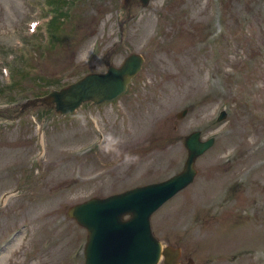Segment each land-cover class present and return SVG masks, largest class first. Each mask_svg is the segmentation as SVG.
Returning a JSON list of instances; mask_svg holds the SVG:
<instances>
[{"label": "rangeland", "instance_id": "rangeland-1", "mask_svg": "<svg viewBox=\"0 0 264 264\" xmlns=\"http://www.w3.org/2000/svg\"><path fill=\"white\" fill-rule=\"evenodd\" d=\"M48 2L0 0V264H84L86 231L67 208L180 172L193 131L214 145L152 233L181 264H264V0ZM132 53L144 63L114 101L66 117L4 103Z\"/></svg>", "mask_w": 264, "mask_h": 264}, {"label": "water", "instance_id": "water-1", "mask_svg": "<svg viewBox=\"0 0 264 264\" xmlns=\"http://www.w3.org/2000/svg\"><path fill=\"white\" fill-rule=\"evenodd\" d=\"M144 7L149 0H139ZM103 74H88L76 83L43 98L26 102L46 104L55 112L71 113L83 102L95 104L116 98L126 90L130 80L139 72L143 59L130 54L119 68L108 63ZM185 111L181 113L183 116ZM194 132L184 139L187 160L180 174L155 184L136 187L107 198H92L68 210V216L87 230L85 264H157L164 257L165 264H177L179 250L162 248L152 236L149 217L163 203L189 185L195 176V159L213 143L199 140ZM129 215L128 220L123 216Z\"/></svg>", "mask_w": 264, "mask_h": 264}, {"label": "trees", "instance_id": "trees-1", "mask_svg": "<svg viewBox=\"0 0 264 264\" xmlns=\"http://www.w3.org/2000/svg\"><path fill=\"white\" fill-rule=\"evenodd\" d=\"M26 78H28V76ZM31 81H32V79H31ZM35 82L37 83V85L39 84L41 86H38V89H36V90L33 88L31 89L30 95H32L34 97L35 96H41L42 94L46 93L45 89L48 88L49 86H60L61 85L56 80L44 81L43 79H37V80H35ZM19 87H20V85L16 82V84L14 85V87H12V89L19 88ZM2 92H4V90L0 89V95L2 94ZM5 97L7 98L8 102H15L18 100V99L16 100V97H9V95L5 96Z\"/></svg>", "mask_w": 264, "mask_h": 264}, {"label": "flooded vegetation", "instance_id": "flooded-vegetation-1", "mask_svg": "<svg viewBox=\"0 0 264 264\" xmlns=\"http://www.w3.org/2000/svg\"><path fill=\"white\" fill-rule=\"evenodd\" d=\"M91 105L90 104H87V107H90Z\"/></svg>", "mask_w": 264, "mask_h": 264}, {"label": "bare ground", "instance_id": "bare-ground-1", "mask_svg": "<svg viewBox=\"0 0 264 264\" xmlns=\"http://www.w3.org/2000/svg\"><path fill=\"white\" fill-rule=\"evenodd\" d=\"M8 253H10V251Z\"/></svg>", "mask_w": 264, "mask_h": 264}]
</instances>
